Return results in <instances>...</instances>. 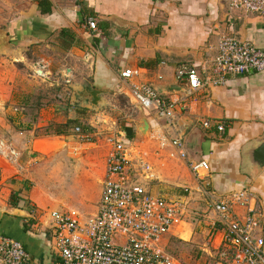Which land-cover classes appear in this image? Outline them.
<instances>
[{
    "label": "crops",
    "instance_id": "obj_1",
    "mask_svg": "<svg viewBox=\"0 0 264 264\" xmlns=\"http://www.w3.org/2000/svg\"><path fill=\"white\" fill-rule=\"evenodd\" d=\"M88 18L95 20V31L87 27ZM0 28L14 48L24 49L20 54L0 55V208L21 209L29 215L4 214L0 235L22 244L35 263L56 260L49 212H78L72 208L45 210L47 201L30 186H44L40 161L63 138L47 136L45 129L72 119L85 124L89 122L86 116L95 111L78 95L79 86L102 92V107L121 110L119 101H130L131 117L120 131L148 155L158 178L147 186L149 192L185 203L181 221L163 240L171 255V239L191 241L207 264H215L220 234L212 224L217 216L200 190L221 197L247 189L264 213V165L256 170L246 156L264 135V73L229 76L223 85L206 89L189 87L191 74L200 81L213 77L208 64L222 36L264 50V17L231 14L222 0H0ZM124 69H138L135 82L152 86L163 100L174 104V129L185 142L187 162L208 166L202 180L190 173L186 161L170 157L171 146L152 139L160 132L169 142L174 131L154 112L142 110L150 133L141 140L134 138L141 112L119 77ZM169 88L178 89L168 92ZM100 119L107 116L101 114ZM204 121L210 122L209 128L202 126ZM218 124L223 131L216 129ZM85 125L92 131L91 124ZM107 148L108 154V144ZM80 171L73 172L79 176ZM105 171L106 160L101 184ZM162 182L183 190L172 193ZM100 194L101 187L93 213ZM203 206L215 220L194 227L187 221L188 213L192 207Z\"/></svg>",
    "mask_w": 264,
    "mask_h": 264
},
{
    "label": "built area",
    "instance_id": "obj_2",
    "mask_svg": "<svg viewBox=\"0 0 264 264\" xmlns=\"http://www.w3.org/2000/svg\"><path fill=\"white\" fill-rule=\"evenodd\" d=\"M222 2L231 14L241 12L264 17V0ZM86 24L91 31L96 30L94 19L88 18ZM208 67L213 77L200 81L191 74V89L221 86L227 77L249 71L264 73V50L236 37L222 36ZM139 75L138 69H124L119 77L138 108L154 112L158 120L174 129L176 107L163 100L152 86L135 82ZM202 126L207 129L210 122L204 121ZM216 129L221 132L223 126L218 124ZM152 139L171 146V158L187 162L185 142L176 135L175 129L169 142L160 132ZM108 145L106 171L95 213L82 217L73 210L49 212L56 260L46 264H178L163 246V240L181 221L184 201L155 197L149 192L147 186L158 178L148 155L141 152L137 142L129 140L122 131H111ZM187 167L197 180H202L208 171L205 162L188 161ZM200 192L217 216L212 224L220 234L215 264H264V213L255 195L247 189L221 197L205 189ZM0 264L37 263L22 244L0 235Z\"/></svg>",
    "mask_w": 264,
    "mask_h": 264
},
{
    "label": "rangeland",
    "instance_id": "obj_3",
    "mask_svg": "<svg viewBox=\"0 0 264 264\" xmlns=\"http://www.w3.org/2000/svg\"><path fill=\"white\" fill-rule=\"evenodd\" d=\"M5 73L8 74L9 69H6ZM27 73L35 75L33 70L27 69ZM13 74L14 72L10 73V75ZM17 80L19 81L18 78ZM17 88L18 92H20L19 86ZM119 102L123 105L121 110L112 105H106L98 111H90L85 118L89 122H84L93 126H91L92 131L87 139L82 138L79 143L76 141V138L60 136L63 138L55 141L50 154L40 161V165H42V173L40 175L44 186L41 188V184L38 183L37 187L33 183L30 187L32 190L38 192V197L40 196L43 200L47 201L48 206L45 210L72 208L77 210L83 217L93 214L105 167L109 133L111 131L118 132L123 130L128 116L129 118L131 117L132 106L130 101L120 100ZM66 103L68 104V101ZM76 106L79 108V103H76ZM101 114L106 115L107 119L104 121L100 119ZM132 116L135 117L134 114ZM112 123H115L114 126H112ZM134 138L141 140L139 138L142 137L135 135ZM63 140L66 143H62L61 141ZM90 140L93 144L89 142ZM155 167L158 168V166ZM80 168L82 171L77 176L73 171ZM162 185L170 188L172 193L183 190L168 182H162ZM32 209L36 211L34 207ZM203 209L204 206L202 209L192 207L189 211L187 221L192 222L194 227L200 222L205 221L211 224L215 220L212 218L211 212H204ZM183 242L179 239H171L169 242V250L178 263L207 264L205 259L198 254L199 251L195 243L191 241Z\"/></svg>",
    "mask_w": 264,
    "mask_h": 264
},
{
    "label": "water",
    "instance_id": "obj_4",
    "mask_svg": "<svg viewBox=\"0 0 264 264\" xmlns=\"http://www.w3.org/2000/svg\"><path fill=\"white\" fill-rule=\"evenodd\" d=\"M24 49H16L12 46L8 34L0 28V55H10V54H20ZM178 88H169L168 92L177 91ZM77 91L81 94H78L82 97L87 104V107L91 110H98L100 107L104 106L105 101L102 97V92L95 89H89L86 86H79ZM141 115L138 118L137 122V134L142 137H148L150 133V126L148 121L144 118L142 109H139ZM247 161L249 166H254L256 170H259L264 165V135L256 140L253 145L246 152ZM252 161L254 163L252 164ZM11 215L16 217H29L21 209L5 210L0 208V222L3 215Z\"/></svg>",
    "mask_w": 264,
    "mask_h": 264
},
{
    "label": "trees",
    "instance_id": "obj_5",
    "mask_svg": "<svg viewBox=\"0 0 264 264\" xmlns=\"http://www.w3.org/2000/svg\"><path fill=\"white\" fill-rule=\"evenodd\" d=\"M76 128L79 129L78 132L75 131ZM44 132L47 136L73 137L81 140L82 138L87 139L90 136L91 129L80 121L72 119L61 124H51ZM30 223H34V221L32 220Z\"/></svg>",
    "mask_w": 264,
    "mask_h": 264
}]
</instances>
